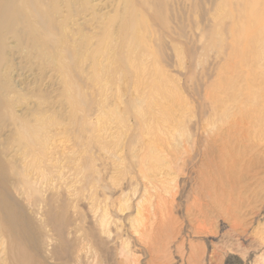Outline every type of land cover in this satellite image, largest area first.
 Masks as SVG:
<instances>
[{
	"label": "rangeland",
	"instance_id": "374dc122",
	"mask_svg": "<svg viewBox=\"0 0 264 264\" xmlns=\"http://www.w3.org/2000/svg\"><path fill=\"white\" fill-rule=\"evenodd\" d=\"M200 2L174 0L173 33L144 31L139 75L83 76L84 142L65 130L50 140L58 162L43 192L69 208L79 264H264V132L239 79L236 6L214 17Z\"/></svg>",
	"mask_w": 264,
	"mask_h": 264
},
{
	"label": "bare ground",
	"instance_id": "6f19581e",
	"mask_svg": "<svg viewBox=\"0 0 264 264\" xmlns=\"http://www.w3.org/2000/svg\"><path fill=\"white\" fill-rule=\"evenodd\" d=\"M200 1L209 5L204 13L214 17L229 2L236 6L229 15L239 79L248 77L253 133L264 132V0ZM173 3L0 0V264H48L49 260L79 264L78 229L69 208L54 192L51 196L43 192V181L58 162L50 140L65 130L78 143L84 142L80 115L90 116L94 108L80 89L83 76L92 71L91 80L100 82L108 76L139 75L141 70L134 66L145 50L144 31L154 32L159 26L166 34L173 33L171 24L177 17L170 7ZM227 26L222 34L229 32ZM213 33L210 26L203 32L204 36ZM216 44L226 53L223 40ZM82 169L87 184L90 165ZM98 241L104 244L101 238Z\"/></svg>",
	"mask_w": 264,
	"mask_h": 264
}]
</instances>
